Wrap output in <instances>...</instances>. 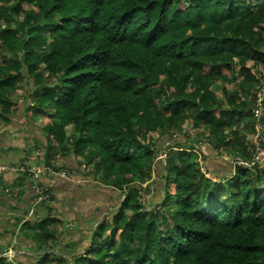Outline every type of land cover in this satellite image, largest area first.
Returning a JSON list of instances; mask_svg holds the SVG:
<instances>
[{"label":"trees","instance_id":"trees-1","mask_svg":"<svg viewBox=\"0 0 264 264\" xmlns=\"http://www.w3.org/2000/svg\"><path fill=\"white\" fill-rule=\"evenodd\" d=\"M262 67L264 0H0V128L22 97L28 121L42 120L44 166L81 157L91 173L78 175L119 194L72 264H264V169L204 156L209 145L250 160ZM182 121L205 140L179 135ZM151 176L150 212L139 197ZM48 196L42 217L15 222L35 264H63L45 254L63 224Z\"/></svg>","mask_w":264,"mask_h":264},{"label":"rangeland","instance_id":"rangeland-1","mask_svg":"<svg viewBox=\"0 0 264 264\" xmlns=\"http://www.w3.org/2000/svg\"><path fill=\"white\" fill-rule=\"evenodd\" d=\"M248 65L251 66L252 64L248 63ZM261 69L264 71V67ZM227 89L232 90V87H227ZM13 98L18 100L21 97H18L15 94L12 96V99ZM178 127L180 128V132H178V134L184 135L187 137V140L192 143L203 142L205 140L206 136H198L199 134L203 133L202 126L198 129H193L190 123L182 121ZM65 132L67 135H70L72 133V128H66ZM150 138L156 144L158 140V134L152 133L150 134ZM179 142H184V140L182 139ZM20 146L23 148L21 143ZM52 147L56 149L58 154H63L60 146L57 143H53ZM194 147H197V145ZM197 148L200 150V147ZM21 152L22 151L19 149V153ZM64 154L66 156H64L62 159L66 158L64 162L72 165V169L79 168V170L81 169L85 175L89 174L91 171L90 166L83 164L86 166L84 167L81 165L79 166L78 164V162L82 161L81 157H77V159L73 160L72 162H68V159L71 158V156H69V153ZM195 155L198 164H202V156L197 154ZM221 155L223 154L221 153ZM162 157L163 156L160 155V158ZM35 159H37L36 161L38 162L39 156L35 155ZM41 166H44V164ZM61 166L62 165H54L55 169H60ZM199 166L201 168V165ZM69 169L70 168L68 167H64V170H60L63 172V175L60 177L57 176L54 178L53 176L46 174L43 175L38 181L39 187H41L45 193L50 191L51 188L54 189L53 192H50L49 194L47 193V195L45 194L43 200L47 197L49 198L48 195H52L51 201L49 202L50 214H55V216L63 223L62 225H58L56 228V233L58 234L57 242L53 244V246L50 247V249L45 252V254L50 253L57 258L64 259L63 261H65L66 264H72L73 258L82 253L83 249L88 245L87 239L89 238L91 231L101 219L103 220L105 217H107L109 211H111L116 206L119 200L118 192L102 185V183L99 181L86 179L84 174H75L74 172L69 171ZM262 169H264V167ZM200 170L202 171V168ZM52 172L57 173L58 171L52 170ZM205 177L209 179L208 176L205 175ZM245 177H248L247 173ZM52 178L57 180L56 184H48V180H52ZM156 181L157 179L154 176H151L150 180L141 186V189L144 192L142 193V198L139 197V200L143 203L145 209H148L150 212L153 210L157 211V206L161 202L157 197V185H155ZM26 184L27 181L23 183L25 186ZM0 187L2 188V186ZM4 194L6 195L7 192ZM31 201L32 204L35 203L33 196ZM38 205H40V203H38ZM31 207L32 208L30 209L24 207L21 209V211L7 209L6 212L2 213L3 220L0 222V224L2 225L3 235L0 236V255L6 253L9 249L13 250L15 252L14 258H7V260L12 264H19L21 261L24 263L28 260L29 262L27 264H32V262L35 261L32 257H37L39 255L38 253L36 255L33 253L34 250L30 246L31 241L28 239L29 233H26L27 238L24 240V236L18 232L20 225H17L15 222L16 220L21 221V223L27 221L30 222L36 217H42V215L46 213V210L43 209L39 212V214H35L37 212V210L35 211L36 206ZM70 244L73 245L70 247ZM68 248H70V250L66 251ZM24 254L30 257L22 256ZM17 255L21 256L17 257ZM49 263L50 262L48 261V264ZM55 263L61 264L59 262Z\"/></svg>","mask_w":264,"mask_h":264},{"label":"crops","instance_id":"crops-1","mask_svg":"<svg viewBox=\"0 0 264 264\" xmlns=\"http://www.w3.org/2000/svg\"><path fill=\"white\" fill-rule=\"evenodd\" d=\"M255 72L257 74V77L260 79L261 86H262L259 93L261 94L263 93V98H264V73H263L264 71L262 69H257V71ZM13 101H16V103L19 102L18 105L16 106V111L13 112L11 116L9 117L10 121L8 122V124L5 127L0 128V157L3 161L10 163V164L25 162L27 163L28 166H31V167L33 166L45 167V166H41L43 165V153H44L43 148L45 146V143L42 141L40 145L38 143L33 142V137H39L40 133H42L43 135L42 130H40L41 129L40 127L42 126L41 124L42 120L35 121L34 123L29 122L27 119V116H25V114L23 113V107L21 105L23 103V98L21 97L18 100H15L13 98ZM28 129L31 131V134L26 132V131H29ZM247 137L248 135L246 136V139ZM20 143L22 144L23 148H21ZM207 146H208L206 147L207 154L204 153V156H206L208 160H212V158L213 159L216 158L221 161H224L225 165L223 166V169L230 171L228 165H231V161L237 157L235 156L230 157L232 156L231 153L225 150H219L218 155L214 157L217 151H213L209 147V145ZM19 149L22 151L21 153H19ZM221 153L223 155H221ZM35 155L39 156L38 160L40 162L36 161L37 159H35ZM65 159L66 158L58 159L55 165L56 166L62 165L66 168L68 167L70 168L69 171H72L75 174H79V168L72 169L71 168L72 165H69L68 163L64 162ZM73 160L75 159L71 157L68 159V162H72ZM215 165L216 163L212 162L210 164V167H214ZM212 174L218 175L216 173H212ZM54 178H52V180H48V184H56L57 180H54ZM17 179H18V176L14 174H6L4 176H0V181L2 183V188L0 187V222H2L3 220L2 213L6 212L7 209H16V211L17 210L21 211V209L24 207H27V209L29 208L31 198L33 196L31 188L28 182L25 186L23 185L24 182L16 181ZM12 185H14L13 188H12ZM16 188H18L19 191H22L21 195L16 196L14 194V192L17 191ZM6 192L7 194L5 195L4 193ZM8 193H11V194H8ZM40 211L41 210H39L38 213ZM2 235H3L2 225L0 224V236ZM72 245L73 244H70V247ZM69 250L70 248H68L66 251H69ZM33 253H35L34 255H36L38 251H33ZM28 262L29 260L24 263L21 261V263L19 264H27ZM49 262H50L49 264H53V263L56 264L55 262L57 261L55 259L53 260L50 259ZM32 264H35V261H33Z\"/></svg>","mask_w":264,"mask_h":264},{"label":"built area","instance_id":"built-area-1","mask_svg":"<svg viewBox=\"0 0 264 264\" xmlns=\"http://www.w3.org/2000/svg\"><path fill=\"white\" fill-rule=\"evenodd\" d=\"M260 95L261 93H259L255 108L252 110V119L254 122L253 134L249 135L246 139L250 160L248 162H245L238 157L234 158L231 161V165L233 166H240L246 169L252 167H264V105H262L260 102ZM197 147H194L196 151H198ZM6 174H14L18 177L24 176L26 178L35 200L34 204H32V201L30 202V209L32 208L31 206L37 207L38 203H41L45 200H43V197H45L44 191L41 187H39L38 184L40 178L46 174L60 177L61 175H63V172L59 171L57 173H53L50 168H41L38 166L31 167L28 166L25 162L10 164L3 161L0 157V176ZM14 256L15 252L9 249L6 253L0 255V258L9 259L14 258Z\"/></svg>","mask_w":264,"mask_h":264},{"label":"clouds","instance_id":"clouds-1","mask_svg":"<svg viewBox=\"0 0 264 264\" xmlns=\"http://www.w3.org/2000/svg\"><path fill=\"white\" fill-rule=\"evenodd\" d=\"M197 152V151H196ZM233 166V165H232ZM41 168H43V167H41ZM45 168H50V169H52L53 170V168L52 167H45ZM54 171V170H53ZM57 171V170H56ZM59 172V171H58ZM2 176H4V175H2ZM50 176H52V175H50ZM53 177H55V176H53ZM19 178V177H18Z\"/></svg>","mask_w":264,"mask_h":264}]
</instances>
